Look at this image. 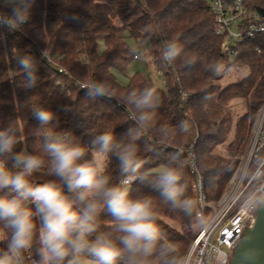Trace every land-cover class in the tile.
<instances>
[{
  "label": "trees",
  "instance_id": "1",
  "mask_svg": "<svg viewBox=\"0 0 264 264\" xmlns=\"http://www.w3.org/2000/svg\"><path fill=\"white\" fill-rule=\"evenodd\" d=\"M30 2L25 23L0 24V129L10 124L22 125L24 139L15 151L26 149L47 163L49 158L43 152V137L39 135L40 122L33 114L35 109L43 108L53 113L50 126L89 148L85 160L92 158L93 147L99 148L98 144L92 145V140L104 132L112 133L114 144H136L139 155L147 161L142 173L158 165L173 164L177 149L182 150L181 160L187 157L190 161L193 154L208 200H219L245 155L252 129L264 110V34L241 40L238 54L230 58L223 52L224 38L216 34L215 15L207 0ZM245 3L264 20V0ZM10 15L11 7L0 6V17L7 19ZM129 37L150 44V54L164 77L165 88L139 72L127 84L119 82L115 71L124 72L136 57L127 42ZM169 43L181 49L171 64L162 56ZM45 52L53 64L43 56ZM23 57L30 58L35 68L36 80L31 86L19 65ZM217 63L236 71L245 67L248 72L224 84L225 76L214 74L212 66ZM92 83L106 85L111 95H87L86 85ZM146 88L157 90L160 106L140 139L133 141L129 130L137 129V124L131 116H139L141 110L129 102V97L132 92L138 97ZM236 100H242L245 109L229 140L233 128L230 106ZM184 121L188 122V132L181 131ZM221 146H225V154L216 151ZM8 166L11 168V162ZM184 171L188 185L184 195L195 200V175L188 166ZM106 174L112 184L123 178L119 161L112 153ZM49 179L54 177L42 173L32 177L34 183ZM12 195L7 188L0 192V197ZM145 195L154 198L164 242L177 246L178 251L172 255L184 256L200 227L196 209L192 215L173 210L147 181L137 180L130 186V198ZM28 206L35 211L34 204ZM107 219L111 217L105 211L101 215V231H110L103 224ZM6 242L0 241V249L6 250ZM38 247L34 243L31 250L34 259H38ZM23 255L25 264H29L27 253Z\"/></svg>",
  "mask_w": 264,
  "mask_h": 264
},
{
  "label": "clouds",
  "instance_id": "2",
  "mask_svg": "<svg viewBox=\"0 0 264 264\" xmlns=\"http://www.w3.org/2000/svg\"><path fill=\"white\" fill-rule=\"evenodd\" d=\"M6 4L11 7V15L7 19L0 17V24L15 26L27 21L30 0H6ZM180 53V47L169 43L162 56L171 64ZM44 55L47 57L46 52ZM19 65L29 86L34 84L35 68L30 58H21ZM212 67L217 77L234 71L224 63ZM86 87L91 97L111 95L102 83ZM129 102L141 110L139 116H131L137 129H130L129 135L135 141L160 106V97L155 88H146L138 97L132 92ZM33 114L40 122L39 135L43 137L47 163L26 149L15 151L24 139L22 125L0 129V192L7 188L14 193L10 198L0 197V241L7 240L6 250L0 249V264H25L24 253L29 254L30 264H193L192 253L177 257L172 255L178 251L177 246L164 242L154 198H130V186L137 180L147 181L173 210L192 215L198 201L184 195L188 187L184 169L188 166L196 172L194 156L191 161L187 157L181 160L182 150L177 149L173 164L158 165L142 173L147 161L139 155L136 144H114L112 133L104 132L92 140V145L98 144L99 148L93 147L92 158L85 160L89 148L50 126L51 111L37 108ZM188 130V122H182L181 131ZM109 153L119 161L123 177L116 184L110 183L111 177L106 174ZM35 173L54 179L34 183ZM29 204L36 206L35 211ZM105 211L111 219L103 224L110 231L100 230ZM34 243L39 245L38 259L32 258Z\"/></svg>",
  "mask_w": 264,
  "mask_h": 264
},
{
  "label": "built area",
  "instance_id": "3",
  "mask_svg": "<svg viewBox=\"0 0 264 264\" xmlns=\"http://www.w3.org/2000/svg\"><path fill=\"white\" fill-rule=\"evenodd\" d=\"M207 1L215 15L216 34L224 38L223 52L230 58L238 54L237 45L241 40L264 34L262 16L250 10L245 0ZM45 58L52 63L48 55ZM193 156L190 155L191 159ZM193 173V192L198 201L196 218L200 227L184 256L192 253L193 264L197 261L199 264H231L245 232L253 227L258 209L264 202V110L252 129L246 153L219 200H208L197 166Z\"/></svg>",
  "mask_w": 264,
  "mask_h": 264
},
{
  "label": "rangeland",
  "instance_id": "4",
  "mask_svg": "<svg viewBox=\"0 0 264 264\" xmlns=\"http://www.w3.org/2000/svg\"><path fill=\"white\" fill-rule=\"evenodd\" d=\"M0 6L8 7L6 4V0H0ZM127 42L130 45V47L135 51L137 58L135 57V60L131 63V65L124 72L115 71L119 82L122 84H127L129 79L135 73L139 72L146 78L152 79L157 85L165 88L166 82L164 80V77L157 70L155 66V62L152 58V55L150 54V51H149L150 44L145 41L137 42L133 38H130V37L127 39ZM247 72L248 70L245 67L241 68L239 71L234 70L233 72L225 76L223 83L227 84L229 82H232L235 79H239L245 76ZM244 109H245V105L242 100H236L230 106L232 119H233V128L229 135V140H231L233 137L234 126H235L236 120L238 119L239 115L244 111ZM216 151L221 154H225L226 148L225 146H221ZM199 225H200V222H199ZM214 242H215V239H214ZM6 248H7V242H6Z\"/></svg>",
  "mask_w": 264,
  "mask_h": 264
},
{
  "label": "water",
  "instance_id": "5",
  "mask_svg": "<svg viewBox=\"0 0 264 264\" xmlns=\"http://www.w3.org/2000/svg\"><path fill=\"white\" fill-rule=\"evenodd\" d=\"M231 264H264V202L258 209L253 227L245 232Z\"/></svg>",
  "mask_w": 264,
  "mask_h": 264
}]
</instances>
